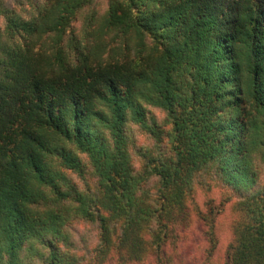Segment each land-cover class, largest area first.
Returning <instances> with one entry per match:
<instances>
[{
    "label": "trees",
    "instance_id": "trees-1",
    "mask_svg": "<svg viewBox=\"0 0 264 264\" xmlns=\"http://www.w3.org/2000/svg\"><path fill=\"white\" fill-rule=\"evenodd\" d=\"M198 178L264 264V0H0V264H169Z\"/></svg>",
    "mask_w": 264,
    "mask_h": 264
},
{
    "label": "rangeland",
    "instance_id": "rangeland-1",
    "mask_svg": "<svg viewBox=\"0 0 264 264\" xmlns=\"http://www.w3.org/2000/svg\"><path fill=\"white\" fill-rule=\"evenodd\" d=\"M156 114L160 119L161 114ZM195 183L192 200L186 203L185 220L176 224L164 248L166 257L169 264H226L233 226L240 219L234 209L236 199L211 179L198 178ZM208 222L212 224L213 243L207 235ZM104 264L118 263L107 260ZM134 264H152V257Z\"/></svg>",
    "mask_w": 264,
    "mask_h": 264
}]
</instances>
